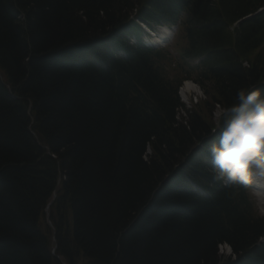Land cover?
I'll return each mask as SVG.
<instances>
[{
    "label": "trees",
    "instance_id": "trees-1",
    "mask_svg": "<svg viewBox=\"0 0 264 264\" xmlns=\"http://www.w3.org/2000/svg\"><path fill=\"white\" fill-rule=\"evenodd\" d=\"M263 4L0 0V264H264V220L244 191L181 164L216 104L264 95ZM133 10L152 22L186 13L178 57L122 44L126 59L73 62L107 37L120 47L110 31L134 28ZM185 78L207 98L192 109L177 93ZM53 190L55 256L41 218Z\"/></svg>",
    "mask_w": 264,
    "mask_h": 264
},
{
    "label": "clouds",
    "instance_id": "clouds-1",
    "mask_svg": "<svg viewBox=\"0 0 264 264\" xmlns=\"http://www.w3.org/2000/svg\"><path fill=\"white\" fill-rule=\"evenodd\" d=\"M216 119L220 135L207 148L217 172L215 179L232 186L247 185L253 170L256 175L264 176V95L261 91H238L237 103L218 111Z\"/></svg>",
    "mask_w": 264,
    "mask_h": 264
},
{
    "label": "bare ground",
    "instance_id": "bare-ground-1",
    "mask_svg": "<svg viewBox=\"0 0 264 264\" xmlns=\"http://www.w3.org/2000/svg\"><path fill=\"white\" fill-rule=\"evenodd\" d=\"M168 31L166 29L160 30V36L161 38H165ZM93 38H88L87 41L92 40ZM84 46L83 42H79L77 47L82 49ZM85 51V50H84ZM82 55L76 54L74 55V58L72 59L74 63H78L81 61V63L85 64H94L96 65H102L104 63H107L109 60L115 59L117 57V48H115L112 45H109L108 48H105L104 50H96L87 52V55L84 57H81ZM72 60H68L72 62ZM192 93H198V88L191 84L190 82H186L182 88L180 89V94L185 102H188V96H190ZM188 187H191V182L188 181ZM249 184L253 187L256 194L259 196L260 200L264 199V176H259L255 174V171L253 170V175L250 178ZM177 186L182 187L184 191L187 190V184H177ZM225 245H228L227 243H218L216 246V249L219 251H222L223 247Z\"/></svg>",
    "mask_w": 264,
    "mask_h": 264
},
{
    "label": "rangeland",
    "instance_id": "rangeland-1",
    "mask_svg": "<svg viewBox=\"0 0 264 264\" xmlns=\"http://www.w3.org/2000/svg\"><path fill=\"white\" fill-rule=\"evenodd\" d=\"M188 98H189V100H191V102H192V104H191L192 107L199 106L201 103L204 102V100L207 99L206 96H204L203 93L199 90V88H198V93H197V94H196V93H192ZM186 104H188V103H186ZM216 111H217V110H214V111L212 112L211 117H214V115H215L219 110H218L217 112H216ZM179 114H180V116H182L183 113L180 112ZM259 208H260V211H261V212L264 211V205L260 204V205H259Z\"/></svg>",
    "mask_w": 264,
    "mask_h": 264
}]
</instances>
